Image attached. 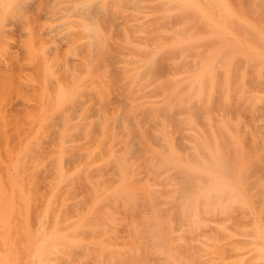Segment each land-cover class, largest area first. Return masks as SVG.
Segmentation results:
<instances>
[{"label":"rangeland","instance_id":"rangeland-1","mask_svg":"<svg viewBox=\"0 0 264 264\" xmlns=\"http://www.w3.org/2000/svg\"><path fill=\"white\" fill-rule=\"evenodd\" d=\"M0 264H264V0H0Z\"/></svg>","mask_w":264,"mask_h":264},{"label":"bare ground","instance_id":"bare-ground-1","mask_svg":"<svg viewBox=\"0 0 264 264\" xmlns=\"http://www.w3.org/2000/svg\"><path fill=\"white\" fill-rule=\"evenodd\" d=\"M211 2V1H210ZM164 58V57H163Z\"/></svg>","mask_w":264,"mask_h":264}]
</instances>
